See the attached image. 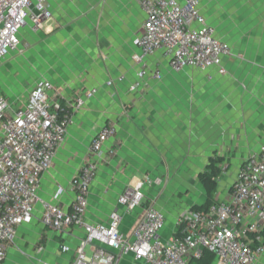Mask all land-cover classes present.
<instances>
[{"label": "crops", "instance_id": "1", "mask_svg": "<svg viewBox=\"0 0 264 264\" xmlns=\"http://www.w3.org/2000/svg\"><path fill=\"white\" fill-rule=\"evenodd\" d=\"M49 3L52 18L44 30L34 33L24 27L20 31L24 49L32 43L35 84L42 80L54 83L62 103L77 90L96 88L97 92L75 115L53 167L42 176L39 196L43 200L52 201L57 188L63 187L59 202L69 208L73 194L68 183L88 158L99 128L110 121L116 123L117 131L104 148H114L116 153L101 162L90 187L89 222H106L112 211H122L117 203L122 190L145 173L162 176L166 163L206 165L210 158L220 157L222 164L234 170L233 180L247 156L264 143V0H200L207 23L230 47L231 54L222 60L226 72L220 74L217 67H210L203 72L185 69L175 73L159 51L147 58V64H159L163 75L142 94L128 91L138 70L132 59L137 52L133 39L142 31L145 18L137 2ZM108 80H113L111 86L106 85ZM29 90L5 97L13 100ZM173 173L181 179L184 172ZM225 174L219 176L217 196L230 171ZM150 190L147 202L152 200L165 213L169 232L177 215L169 224L164 207ZM142 213L140 208L124 215L122 231L129 233ZM41 214V205L35 206L33 220L19 228L2 264L70 263L71 253L62 252L60 246L75 248L83 232L70 229L57 234L42 224ZM116 264L135 263L121 257ZM257 264H264V253Z\"/></svg>", "mask_w": 264, "mask_h": 264}, {"label": "built area", "instance_id": "2", "mask_svg": "<svg viewBox=\"0 0 264 264\" xmlns=\"http://www.w3.org/2000/svg\"><path fill=\"white\" fill-rule=\"evenodd\" d=\"M134 1L145 18L142 31L133 39L137 52L132 59L138 70L129 92L145 93L153 81L161 79L159 64H147V58L159 51L175 73L203 72L210 67H217L220 74L226 72L222 60L231 54L230 47L207 23L200 0ZM51 18L49 0H0V61L11 52H23L21 29L38 33ZM112 84L113 80L106 82ZM96 92V88L77 90L62 103L59 88L42 80L25 96L11 100L0 95V264L19 228L33 220L37 205L42 207V224L49 230L83 232L75 248L60 246L62 252L71 253L69 264H116L124 256L135 264H192L204 252L213 254L211 264H257L264 253V143L239 166L224 197L217 196L206 209L177 214L169 232L165 213L152 200L144 202L150 189L163 184L161 177L148 173L119 194L122 211H112L106 222L86 219L89 191L99 166L116 153L114 148H104L116 135L112 121L99 128L88 158L68 183L73 194L69 208L59 202L63 187L57 188L52 201L39 196L41 178L53 167L75 115ZM221 164L220 175L226 167ZM140 208V219L129 233L123 232L124 215Z\"/></svg>", "mask_w": 264, "mask_h": 264}, {"label": "rangeland", "instance_id": "3", "mask_svg": "<svg viewBox=\"0 0 264 264\" xmlns=\"http://www.w3.org/2000/svg\"><path fill=\"white\" fill-rule=\"evenodd\" d=\"M31 44H28V47L22 53L11 52L0 61V95L14 98L21 95L24 91L31 89L37 82V78L34 77V71L37 69L36 63L30 60ZM221 165L222 168L226 166L222 175L225 176L226 171H230V176L222 179L219 198L222 197L223 192L231 184L234 174V170L230 169L229 165ZM205 166V164L189 165L172 162L165 164V171L162 176H159L163 179L162 186L150 190V193L154 197L153 199L158 198V201H160L159 206L164 207L169 224L173 222L177 214L186 210H193V206H199L204 203V190L195 177V173L202 171ZM173 171L176 173L183 171L184 173L180 174L181 179L178 176H174ZM152 173L150 172V174L155 176L159 172ZM147 199L144 198L145 203ZM86 252L87 254L90 253L88 247L86 248ZM124 259L125 261H130L128 256H124Z\"/></svg>", "mask_w": 264, "mask_h": 264}, {"label": "trees", "instance_id": "4", "mask_svg": "<svg viewBox=\"0 0 264 264\" xmlns=\"http://www.w3.org/2000/svg\"><path fill=\"white\" fill-rule=\"evenodd\" d=\"M222 158H210L204 169L198 174V181L200 182L205 195V201L202 205L193 206V210L206 209L210 204L217 199L218 179L220 176V164ZM264 234V232H263ZM214 256L210 252H204L203 256L192 264H211Z\"/></svg>", "mask_w": 264, "mask_h": 264}, {"label": "water", "instance_id": "5", "mask_svg": "<svg viewBox=\"0 0 264 264\" xmlns=\"http://www.w3.org/2000/svg\"><path fill=\"white\" fill-rule=\"evenodd\" d=\"M232 183V182H231Z\"/></svg>", "mask_w": 264, "mask_h": 264}]
</instances>
